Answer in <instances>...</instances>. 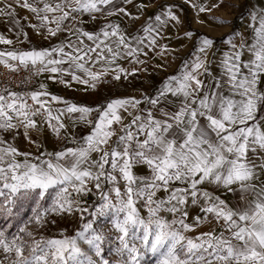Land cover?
<instances>
[{"label":"snow or ice","instance_id":"6c2138e0","mask_svg":"<svg viewBox=\"0 0 264 264\" xmlns=\"http://www.w3.org/2000/svg\"><path fill=\"white\" fill-rule=\"evenodd\" d=\"M39 3L42 7L15 0L48 26L50 36L64 31L74 13L95 19L96 13L112 14L109 6L117 7L114 0ZM249 15L239 43L236 33L225 37L230 47L218 72L208 61L214 41L203 37L192 58L153 96L90 107L53 95L44 84L26 93L0 90V216L10 219L28 205L27 223L43 227L50 214H79L74 234L37 238L27 225L14 235L0 228L4 258L14 257L11 264H264V11ZM0 16L14 20L13 4H0ZM168 19H177L171 9L155 15L156 23L143 29L135 47L118 25L109 24L99 34L77 29L70 32L75 41L51 48L0 51V64L13 71L31 67L33 75L48 72L65 84L70 81L63 77L69 76L95 88L110 70L117 80L128 74L107 67L117 58L144 63L139 56L145 39L154 47L153 33L159 34ZM0 43L13 41L0 35ZM101 62L107 66L93 71ZM51 102L64 107L53 108ZM93 112L94 120L89 119ZM125 113L131 117L127 123ZM65 115L91 127L59 151L21 152L4 135L23 128L31 141L29 130L42 117L59 136ZM225 193L235 195L236 202ZM89 195L96 202L86 206L82 198ZM190 204L200 212L191 220ZM205 225L211 229L187 235Z\"/></svg>","mask_w":264,"mask_h":264},{"label":"crops","instance_id":"0c3cea01","mask_svg":"<svg viewBox=\"0 0 264 264\" xmlns=\"http://www.w3.org/2000/svg\"><path fill=\"white\" fill-rule=\"evenodd\" d=\"M32 2V0H29ZM13 4L15 19L10 20L7 16H0V35L13 41L12 44L0 43V51H21L31 49H46L59 45L68 39L76 40L77 29L89 33L99 34L109 24L118 25L122 33L132 42L135 47V39L143 38V29L149 24H155V15H161L171 9L176 20L168 19L167 23L159 29V34L153 33L156 38L154 47H147L145 39L142 53L139 59L144 63H137L135 57L117 58L115 63L107 66L103 62L96 64L93 71H101L103 67L115 69L117 66L128 73L121 74L119 80L114 79L115 72L110 70L96 82L95 88L82 83L71 81V77L64 76L69 84L61 83L59 79H50L51 75L44 72L40 75L37 86L39 90L44 84L46 90L64 100L73 103L98 107L105 105L109 100L117 98L143 99L145 96H153L160 84L170 75L176 74L185 60H190L196 51L198 41L207 37L214 41V45L208 51L210 69L218 72V63L223 54L229 50L225 37L236 33L235 40L239 43L238 34L245 33L250 20V13L264 11V0H114L115 8L109 6L112 14L108 11L96 13L95 19L89 14H76L75 19L66 22L65 30L50 36L47 25H42L41 20L27 9L15 4V0H0V4ZM241 3V4H240ZM243 3V4H242ZM219 4L218 7L215 5ZM203 7L205 11H200ZM123 8L124 11H119ZM43 15V13H41ZM163 18V17H162ZM55 27V25H51ZM191 33V36L187 34ZM86 45H92V41L81 37ZM123 50V49H121ZM67 51V49H66ZM146 52L147 55L143 53ZM67 67V65H65ZM135 70V73H133ZM80 74V73H78ZM53 108H63V104L51 102ZM147 104H141L140 108H147ZM126 116L125 123L131 119ZM96 113L93 112L89 119L94 120ZM37 128L29 130L28 136H24V129L14 130L10 134H4L9 141L21 152L39 155L40 152H54L61 150L65 145L73 146L70 141L75 137L79 139L90 130V125L80 121L75 115L63 116L61 119L65 125L60 130L59 136L44 123L42 117H37ZM55 123V121H53ZM115 139V138H114ZM23 159V157H19ZM259 163V161H256ZM139 174H145L140 172ZM264 179V176L261 177ZM220 194V193H217ZM158 195H163L162 193ZM224 197L232 204L236 202L233 194H224ZM189 219L200 215L199 207L189 205ZM211 225H205L190 232L187 235L195 236L201 231H209Z\"/></svg>","mask_w":264,"mask_h":264},{"label":"rangeland","instance_id":"374dc122","mask_svg":"<svg viewBox=\"0 0 264 264\" xmlns=\"http://www.w3.org/2000/svg\"><path fill=\"white\" fill-rule=\"evenodd\" d=\"M32 2H35L36 6L42 7V4L39 3V0H32ZM95 202V195H89L82 198V204H85L86 206ZM31 216L32 212L30 211V207L25 205L24 209L18 215H14L12 217L10 225H1L0 228H3L6 234L11 233L14 235L18 232L19 228L25 227V225H27V230L32 231L34 235L39 238L40 236H59L61 231H66V234H74V230L79 227V214H74L73 216H57L50 214L46 218L47 222L43 225V227L38 226L35 223H27ZM0 218H3V221L8 219L7 216H0ZM10 228L13 229L11 232H9ZM25 238L27 239V237ZM4 257L5 254L0 252V262H2V264H11L12 259H14V257H10L9 259H5ZM107 258L112 259V254L109 253Z\"/></svg>","mask_w":264,"mask_h":264},{"label":"built area","instance_id":"2783aa9c","mask_svg":"<svg viewBox=\"0 0 264 264\" xmlns=\"http://www.w3.org/2000/svg\"><path fill=\"white\" fill-rule=\"evenodd\" d=\"M10 63H18L10 61ZM34 69L22 66L13 71L4 64H0V90L5 88L16 92H29L36 88L40 75H33ZM31 103V101H29Z\"/></svg>","mask_w":264,"mask_h":264},{"label":"trees","instance_id":"16d2710c","mask_svg":"<svg viewBox=\"0 0 264 264\" xmlns=\"http://www.w3.org/2000/svg\"><path fill=\"white\" fill-rule=\"evenodd\" d=\"M3 218H0V227H1V225L3 226V225H10V221H12V218H8V219H5L4 221L2 220ZM13 229L12 228H10L9 229V232H11Z\"/></svg>","mask_w":264,"mask_h":264}]
</instances>
